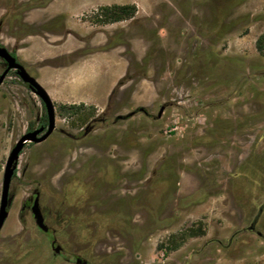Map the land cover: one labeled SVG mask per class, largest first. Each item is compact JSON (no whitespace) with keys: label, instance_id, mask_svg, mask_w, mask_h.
<instances>
[{"label":"rangeland","instance_id":"rangeland-1","mask_svg":"<svg viewBox=\"0 0 264 264\" xmlns=\"http://www.w3.org/2000/svg\"><path fill=\"white\" fill-rule=\"evenodd\" d=\"M113 5L136 12L101 23ZM262 34L264 0H0L1 44L50 96L56 63H97L115 87L108 109L54 105L53 134L25 145L0 264H264ZM44 114L11 73L0 192L10 150ZM34 190L50 234L21 212Z\"/></svg>","mask_w":264,"mask_h":264},{"label":"crops","instance_id":"crops-1","mask_svg":"<svg viewBox=\"0 0 264 264\" xmlns=\"http://www.w3.org/2000/svg\"><path fill=\"white\" fill-rule=\"evenodd\" d=\"M64 54H54L51 60ZM98 58H95L97 60ZM36 80V79H35ZM36 82L48 94L53 105H82L103 109L109 103L114 87L113 77L104 76L102 67L79 64H51V96L49 90L39 81Z\"/></svg>","mask_w":264,"mask_h":264},{"label":"water","instance_id":"water-1","mask_svg":"<svg viewBox=\"0 0 264 264\" xmlns=\"http://www.w3.org/2000/svg\"><path fill=\"white\" fill-rule=\"evenodd\" d=\"M0 59L3 60L6 65L5 70L0 75V84L2 83L6 74L10 70H14L15 74L18 76L21 82L27 85L30 91L34 93L41 100L46 112V119H47L46 129L44 127H39L38 129H35L31 132L22 135L17 140L15 145L12 147L6 158V162L3 168L1 194H0V230H1L3 223L8 214L7 208L11 201L9 188L14 171L16 169L19 154L27 142L40 143L44 141L53 132L55 127V115H54V105L51 102L45 90L36 82V80L32 76L29 75V73L25 70V68L19 62H17L16 58L12 56L5 47L1 46V44H0ZM163 110L164 107H161L157 114V117H160ZM94 121H96V119ZM90 129H91V125L87 126L84 130V134H86ZM36 205H37V200H35L32 209L36 220V224L39 229L43 231H47V228L42 224V218L38 215V209ZM60 250H61L60 246L54 241L52 246V251L54 252V254H57L60 252Z\"/></svg>","mask_w":264,"mask_h":264},{"label":"flooded vegetation","instance_id":"flooded-vegetation-1","mask_svg":"<svg viewBox=\"0 0 264 264\" xmlns=\"http://www.w3.org/2000/svg\"><path fill=\"white\" fill-rule=\"evenodd\" d=\"M0 44H1V42H0ZM1 46H3L2 44H1ZM3 47H5V46H3ZM6 48V47H5ZM7 49V48H6ZM8 50V49H7ZM9 51V50H8ZM10 52V54L12 55V56H14L15 58H16V60H17V62H19V60H18V58H17V56H16V54L15 53H13L12 51H9ZM20 63V62H19ZM21 64V63H20ZM22 65V64H21ZM23 66V65H22ZM24 67V66H23ZM5 68H6V65H5V63H4V61L3 60H1L0 59V75L2 74V72L5 70ZM25 68V67H24ZM26 70V69H25ZM13 74L14 76H16V77H18L16 74H15V71L14 70H10L7 74H6V76H5V78L3 79V81H2V83L0 84V86L3 84V82L5 81V79L10 75V74ZM30 75V74H29ZM19 79V78H18ZM20 80V79H19ZM21 81V80H20ZM25 85V84H24ZM26 87H27V85H25ZM28 88V87H27ZM29 89V88H28ZM30 90V89H29ZM31 92V91H30ZM40 100V99H39ZM40 102H41V100H40ZM42 103V102H41ZM42 106H43V104H42ZM43 109H44V106H43ZM44 111H45V109H44ZM46 126H47V119H46V112H45V114H44V116H43V118L40 120V122L38 123V125H37V127L36 128H32V127H30L29 129H28V132H31V131H33V130H35V129H38L39 127H44L45 129H46ZM44 129V130H45ZM55 129H56V120H55V127H54V130H53V132L55 131ZM27 132V133H28ZM44 132V131H43ZM42 132V133H43ZM53 132L50 134V135H52L53 134ZM41 133V134H42ZM26 134V133H25ZM40 134V135H41ZM24 135V134H23ZM39 135V136H40ZM50 135L45 139V140H47L49 137H50ZM44 140V141H45ZM44 141H42V142H44ZM42 142H40V143H42ZM26 144H39V143H29V142H27ZM25 144V145H26ZM25 145H24V147H25ZM24 147H23V149H24ZM22 149V150H23ZM22 152V151H21ZM21 152H20V154H21ZM20 154H19V156H20ZM18 159H19V157H18ZM17 164H18V160H17ZM16 170H17V165H16V169H15V171H14V174H13V177H12V180H11V183H12V181H13V179L16 177ZM11 183H10V187H11ZM0 194H1V192H0ZM9 194H10V197H11V201H10V204H11V202H12V195H11V193H10V188H9ZM35 200H37V205H36V207H37V209H38V215L42 218V224L47 228V231H43V230H41V229H39L38 228V226H37V224H36V220H35V217H34V214H33V211H32V209H33V206H34V202H35ZM10 204H9V206H10ZM9 206H8V208H9ZM8 208H7V212H8ZM28 210L29 212H30V215H31V218L33 219V221H34V224H35V226L41 231V232H43V233H45V234H50V230H49V228H48V226L45 224V222H44V219H43V216H42V213H41V210H40V208H39V192H38V190H34L33 192H32V194L30 195V197L28 198V200L22 205V207H21V212L22 211H24V210ZM7 216H8V214H7ZM7 218V217H6ZM4 224V223H3ZM2 229V228H1ZM250 230H252V231H254V227H253V225L252 226H250ZM1 231V230H0ZM258 236H260V233L259 232H257L256 233ZM60 249H61V247H60ZM61 251H62V249L60 250V252L59 253H57L56 255H59V254H61ZM71 259H73L74 260V263L75 264H88L86 261H84V260H82V259H79V258H71Z\"/></svg>","mask_w":264,"mask_h":264},{"label":"trees","instance_id":"trees-1","mask_svg":"<svg viewBox=\"0 0 264 264\" xmlns=\"http://www.w3.org/2000/svg\"><path fill=\"white\" fill-rule=\"evenodd\" d=\"M100 11L101 16L103 17L101 23L103 24L116 23L123 20L131 19L136 12L135 7L133 5H113L109 7H102ZM255 48L259 54L264 55V34L260 35L257 38ZM114 92L115 89H113L109 96V103L106 107L107 109L110 106V101ZM81 108L82 105H59L58 112L61 114L64 111H70L72 112V114H76Z\"/></svg>","mask_w":264,"mask_h":264}]
</instances>
